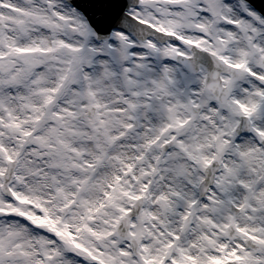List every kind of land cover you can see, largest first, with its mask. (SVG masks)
Returning <instances> with one entry per match:
<instances>
[{
  "label": "snow or ice",
  "instance_id": "6c2138e0",
  "mask_svg": "<svg viewBox=\"0 0 264 264\" xmlns=\"http://www.w3.org/2000/svg\"><path fill=\"white\" fill-rule=\"evenodd\" d=\"M0 264H264V0H0Z\"/></svg>",
  "mask_w": 264,
  "mask_h": 264
}]
</instances>
